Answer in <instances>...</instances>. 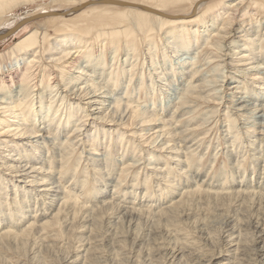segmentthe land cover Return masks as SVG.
Here are the masks:
<instances>
[{
  "label": "bare ground",
  "instance_id": "bare-ground-1",
  "mask_svg": "<svg viewBox=\"0 0 264 264\" xmlns=\"http://www.w3.org/2000/svg\"><path fill=\"white\" fill-rule=\"evenodd\" d=\"M39 1L0 0V42H6L15 31L35 20L48 23L43 26L41 23L37 24L38 27L28 32L29 34L16 42L10 50L0 53V230L5 231L0 235V246L5 251L21 250L26 255L31 245L24 236L27 232H33L35 229L42 232L48 228L62 226L61 224L65 225L62 227L67 231V235L71 229V233L76 232L74 235L77 234V240L82 244L83 239L87 240L83 230L87 228V233L94 232L97 235L110 213L115 211L118 216L115 214V217L119 221H109L108 228L110 225H113L114 229L117 226L114 239L118 241V236L124 235V216L126 213L128 217L130 205L126 208L127 212L121 209L123 207L117 204V200V203L108 202L107 205L104 202L107 200L104 196L109 195L110 188L107 186L113 183V195L117 192L126 193L128 189L120 188L131 176L133 179L130 189L135 193V183L139 180L140 173H144L145 196L150 192V180L153 178L167 185L164 191H169L167 194L170 205L162 207L157 215L149 213L156 224V230L167 225L178 233L184 231L185 227L180 226L179 221L183 219L186 211L192 212L189 210L194 208L193 204L198 197L201 199L205 196L208 198V202H205L208 205L215 204V207L229 210L235 208L233 216L229 219L227 216L230 213L223 215L227 218L224 225L226 228L223 227L229 241L226 240L234 244L230 246L231 249L228 248V264H237L240 252L243 249L252 252L251 246H258V249H253L255 255L252 256L260 258V262L264 264V242H259V239L264 238V225L257 221V225L253 224L256 225L255 229L250 226L259 235V239L258 235L253 237H257L256 242L250 241L255 243L251 246L247 242L251 240L250 237L245 235L248 232L241 233V213L250 203L248 201L253 202L256 196L253 193L244 195L245 191L242 193L238 190L229 193L212 192L210 188L202 189L198 184L195 186L193 183L196 184L199 176L196 172L201 169L203 159L195 158V152H190L191 147L187 143L190 137H194L201 145L205 140L201 136L206 131L200 128L208 125L211 117L218 115L225 105L227 106L223 108L222 114L223 121L227 124L224 130L226 137L230 136L232 143L240 136H245L252 146L257 142V139L253 140L257 138L256 134L262 131H259L262 123L258 125V119H264V104H258L264 99V71H261L260 66H256L258 62L254 61L258 58L264 61V16L251 14L248 9L264 11V0H53L51 4L26 11L22 15L13 14L18 9L35 5ZM63 3L68 6L54 7ZM49 24L53 25L55 38L47 29ZM142 47L146 48L145 56L150 63L147 68L145 64L140 65ZM46 55H49L47 59ZM217 58L220 62L215 63ZM146 60L144 58V62ZM200 61L204 62L203 65ZM228 64L235 65L233 70L236 71L230 78L224 75V68ZM144 68L148 69V78ZM136 76L139 78L135 79ZM182 78L184 85H178L175 99L164 97L167 91L171 92L168 90L169 86L172 87L171 81ZM227 79L232 81L231 86H235L229 89L232 90L231 100L223 106V92L220 89V92L217 91L218 88H225ZM145 89L146 94L150 95L149 102H141V94ZM220 95L223 98H220ZM217 100L220 103L215 107L212 103L218 102ZM203 106L208 111L203 110ZM234 115H241L240 118L243 115L244 118L241 119L247 125L245 129L239 128L234 119L238 117ZM122 130L125 132L121 133ZM64 134V139L61 140ZM225 143L232 144L228 138ZM230 144L227 146L233 147ZM231 152L233 151L227 147L225 155L230 159ZM217 156L218 153L214 156L212 164L216 162ZM238 156L233 166L241 171L244 170L245 156ZM198 159L199 165L191 167L190 162ZM261 159L264 161V155ZM85 163L86 166L81 167ZM145 165L147 168L144 169ZM194 167L196 172L191 170ZM91 172L94 174L89 178ZM173 174L176 176L174 175L175 179L172 180ZM223 174L222 178L226 179ZM237 179L233 176L229 183L238 182ZM91 181L95 183L93 189H89ZM70 183L71 186L68 185ZM157 187L163 194L160 184ZM138 189L135 193L137 195ZM239 189L242 190L241 187ZM88 193L99 205L91 208L85 205L88 204L85 202ZM263 194L259 195L260 205L263 203ZM256 198L258 199V196ZM101 201L106 205H101ZM139 202L141 208L143 201L139 199ZM253 207L258 209V206ZM249 208L247 207V210H250ZM261 209L262 207L258 210ZM140 210L133 209V213L142 215V209ZM260 214L256 215L262 217L264 212ZM187 215L189 214L186 213ZM78 216L87 221L81 224L80 232L77 231L78 221L75 222ZM129 217L133 218V215ZM217 220L218 223L221 222L220 219ZM128 227L130 228V225ZM139 227H136L135 237L136 233L142 232L138 230ZM104 229L105 227L102 231ZM187 230L186 228V233ZM189 232L193 236V233ZM125 233L127 234V231ZM182 235V238H176L179 242L188 243L189 246L195 244L196 239L191 240L188 235ZM41 238L39 240L42 241ZM94 238L88 240L94 241ZM213 238L216 241L217 237ZM133 240L134 238L131 241ZM113 243V246L117 244ZM121 244L125 245L122 241ZM86 247L81 245L80 251L71 257V262L66 260V264H81L79 261L82 257L85 262H89L86 264L97 263L94 251L97 246H88V249ZM43 252H34L36 263L44 261L46 256ZM181 255L175 251L172 258L178 261ZM214 257L208 261L214 262ZM147 259L146 256V261ZM182 260L184 261V258Z\"/></svg>",
  "mask_w": 264,
  "mask_h": 264
},
{
  "label": "rangeland",
  "instance_id": "rangeland-1",
  "mask_svg": "<svg viewBox=\"0 0 264 264\" xmlns=\"http://www.w3.org/2000/svg\"><path fill=\"white\" fill-rule=\"evenodd\" d=\"M51 2L53 3V0H40L39 2H36V4L35 5H30L29 7L28 6H26V7H23V8H20V9H18L17 11H15L13 14H15V15H22V14H24L26 11L28 12L29 10H34V9H37V8H39V7H41V6H45V5H48L49 3L51 4ZM40 4H42V5H40ZM55 6H68V4H65V3H63V4H58V5H54V7ZM56 8V7H55ZM253 8V7H252ZM246 9V8H245ZM249 10V12H251V14H255V15H262V16H264V11L263 10H258V9H255V8H253V9H248ZM252 10V11H251ZM263 11V12H262ZM44 21V20H43ZM42 21V22H43ZM35 22H37V23H35ZM35 22H33V23H28V24H26V25H24V26H22L20 29H18L17 31H15L14 32V34L11 36V37H9L7 40H6V42H0V53H4V52H7L8 50H10L14 45H15V43L16 42H18L19 40H21L22 38H24L26 35H28L31 31H33L34 29L33 28H36V27H38L37 26V24H42V26L44 25V24H48L46 21H44V23H42L41 21H36L35 20ZM36 24V25H35ZM50 28V29H49ZM47 29H48V31L50 32V33H52V36H54V34H53V30H54V28H53V25L52 24H49V25H47ZM29 32V33H28ZM54 38H55V36H54ZM108 53V52H107ZM145 53H146V48L145 47H142V50H141V57H140V65H142V64H145V68H147V65L149 64L150 65V63H149V59L148 58H146L147 56H145ZM108 56H109V54H108ZM49 57V55H46V57H45V59H47ZM158 57H159V60H160V57H161V53H159V55H158ZM143 58V59H142ZM144 58L145 59H147L145 62H144ZM130 59H131V57H130ZM156 59H157V57H156ZM162 59V58H161ZM217 59H219V58H217ZM215 60L214 62L215 63H217V62H220V59L219 60ZM259 59V58H258ZM256 60V61H254V62H258L257 64H256V66L258 65V66H260V69H261V71L263 70L264 71V65H263V63H264V61H261L260 59L259 60ZM143 60V61H142ZM108 61H110L109 59H108ZM142 61V62H141ZM148 62V63H147ZM200 63H201V61H200ZM203 63L204 62H202L201 64L203 65ZM229 63V62H228ZM201 64H199V65H201ZM230 64V63H229ZM228 64V65H229ZM260 64V65H259ZM227 65V67L226 68H224V75L226 74L227 76H228V78H230L231 77V75H233V74H235L236 73V71L235 70H233V69H235V68H233V67H235V65L233 66V65H229L228 66ZM228 67H229V69H228ZM144 68V71H145V73H146V78H148V75H147V70L148 69H145ZM149 68V67H148ZM138 69V68H137ZM227 69V70H226ZM233 73H232V72ZM231 72V73H230ZM228 73V74H227ZM264 73V72H263ZM155 77V76H154ZM137 78H139V76H136V78L135 79H137ZM157 79V78H156ZM183 79L184 78H182V80L181 79H174V80H172L171 81V84H172V87L171 86H169L168 87V90H171V92L170 91H167V93L166 94H164V97H169L171 100H173V99H175V97H176V94H177V90H178V88H179V86L178 85H184V82H183ZM179 80V81H178ZM177 81V82H176ZM181 82H183V83H181ZM186 83V82H185ZM229 83V84H228ZM230 83H232V81L229 79H227V82L225 81V85L227 86H225V88H223V89H221V88H218V91L217 92H220V90H221V92H223V96H224V99H223V106L226 104V102H228L229 100H231L230 99V94H231V91L232 90H229V89H231V88H233L234 86H231L230 85ZM174 84H175V86H174ZM219 85V84H218ZM171 87V88H170ZM173 87H174V89H173ZM176 87V88H175ZM220 89V90H219ZM225 89V90H224ZM175 90H176V92H175ZM254 91L255 92H257L258 93V91L254 88ZM254 92V93H255ZM170 93V94H169ZM142 96V101L141 102H144L145 100H149V98H150V95L148 94H146V89L144 90V92L141 94ZM172 95V96H171ZM175 95V96H174ZM223 96L221 97V95H220V98H223ZM228 96H229V98H228ZM249 96H251V95H249ZM149 97V98H148ZM172 97H173V99H172ZM219 97V96H218ZM220 98H218L219 100H220ZM225 98H227V99H225ZM218 101V100H217ZM149 102V101H148ZM262 102H264V99L262 100ZM261 101L258 103V104H264V103H262ZM220 102L218 101V102H214V103H212V105L213 106H217L218 107V104H219ZM142 105H144V104H142ZM225 106H227V105H225ZM224 106V107H225ZM224 107H222V109L220 110V113H218V115L216 114V115H214V116H212L211 117V121H209V124L208 125H205V126H202L200 129H203L202 131H206L205 132V134L203 135V136H201L203 139H205L204 140V142H202V144L200 145V144H198V140L197 141H195L194 140V137H190L189 139H188V141H187V143H188V146L189 147H191V149H190V152H195L194 153V155H195V158H202L203 159V162L201 163V169L198 171V172H196V167H194L193 169H191L192 171H194V172H196L197 174H199V176H198V181H196V184H195V182L193 183L195 186L198 184L199 186H201L202 187V189L204 188H206V189H211V191L212 192H216V191H218V192H220V193H229V192H235L236 190H238L239 192H242L243 193V191H245V193H243L244 195H249V193L250 194H252L253 193V195L254 196H258V199L256 198V197H254V199H253V202H251V201H248V202H250V203H252V204H255L256 202H258V203H256L255 205H252V204H250V203H248V205L250 206V208H249V206L247 205V207L250 209V210H247V207H246V209H245V207H244V209H245V211H246V213H245V211H243V213H241V215H243L242 217V219H241V221H240V223L243 225V228L244 227H246V228H242V231H241V233L242 234H244V233H246V232H248V233H246L245 235H247V236H249V237H247V238H249V239H251V240H249V241H247V242H249L248 243V245H253V244H255V243H252L253 241H255V239H256V241L259 239V235H258V233L255 231V230H253V229H255V227H256V225L258 224V222L259 221H261L260 223H262L263 225H264V214H263V210H264V198H262L261 200H262V204L260 205V202L261 201H259V195L261 194H263L264 193V161H263V159H261V156L262 155H264V119H258L259 121H258V125H259V123L262 125V128L260 127V129H259V131H261V132H259V134H261V135H259V134H256L257 135V138H254V140L253 141H255L256 139H257V142L255 143L254 142V144L255 145H253L252 146V143H251V141L249 142L248 141V139L244 136V137H241L240 136V138L235 142V143H232V139L230 138L229 139V137L230 136H228V137H226V134L224 133L225 131V129H226V122L225 121H223V112H222V110H223V108ZM202 109L203 110H205V111H208V110H206V108H204V106L202 107ZM209 109V108H208ZM240 116L241 115H234V117H238V118H234L235 119V122H236V124L238 125V126H240L239 128H242V129H245L244 127H246L247 125L244 123V122H242L243 121V119H241L242 117H243V115H242V117L240 118ZM217 117V118H216ZM198 118H200V116H198ZM215 118V119H214ZM244 118V117H243ZM213 119V120H212ZM216 120V121H215ZM241 120V121H240ZM261 120V121H260ZM93 122V121H92ZM97 122V121H96ZM95 122V123H96ZM219 122V123H218ZM98 124H99V122H97ZM216 124V125H215ZM233 124V123H232ZM100 125V124H99ZM174 126H176L177 127V125H174ZM243 126V127H242ZM259 127V126H258ZM121 133H123V132H125V131H120ZM263 132V133H262ZM128 133V132H127ZM263 134V135H262ZM127 135H129V134H126V136ZM259 135V136H258ZM65 136V134L62 136V138H61V140H63L64 137ZM224 136V137H223ZM226 138H228V140L232 143V144H230L231 146H233V147H229V146H227V145H229V144H226L225 143V139ZM193 141H195V142H193ZM260 141V142H259ZM191 142H192V144H191ZM261 142H262V144L263 145H261ZM207 143H208V145H207ZM246 143H247V145H246ZM195 144H197L196 146H195ZM240 144V145H239ZM251 144V145H250ZM258 144V145H257ZM260 144V145H259ZM250 145V146H249ZM210 146V147H209ZM216 146H217V148H216ZM221 146V147H220ZM245 146V147H244ZM227 147L229 148V150H231V151H233V152H231L232 153V158L230 159V157H228L227 155H225L226 154V150H227ZM239 147V148H238ZM256 147V148H255ZM258 147V148H257ZM200 148V149H199ZM249 148H253V149H249ZM236 149H238L237 151H236ZM245 149V150H244ZM258 149V151H256ZM261 149V150H260ZM146 150V149H145ZM195 150H197V151H195ZM222 150V151H221ZM241 150H242V152H241ZM253 150V151H252ZM185 151V150H184ZM220 151V152H219ZM260 151V152H259ZM263 151V152H262ZM244 152V153H243ZM218 153V156H217V158H216V162L214 163V164H212V160H214V156L216 155ZM234 153H236V154H234ZM241 153H242V155H241ZM257 153V154H256ZM263 153V154H262ZM207 154V155H206ZM245 154V155H244ZM249 154V155H248ZM238 155H240V156H245V162H244V170H241V171H239V169H237V168H235V166H233V165H235L234 164V162H236V159L239 157ZM261 155V156H260ZM235 156H237L236 158H235ZM253 156H255V157H253ZM117 158V157H116ZM130 158V157H129ZM252 158H255V159H252ZM235 160V161H234ZM253 160H255V161H253ZM258 160H260L259 162H258ZM251 162V163H250ZM258 162V163H257ZM199 163H200V160L198 159L197 161H192V162H190V165H191V167H193L194 165H199ZM229 163H233V164H229ZM86 164L87 163H85V164H82V166L81 167H83V165H85L86 166ZM250 164H252V166L253 165H255V166H251ZM210 166H212V167H210ZM162 167H165V166H162ZM209 167V168H208ZM250 167H252V168H250ZM145 168H147V166L145 165L144 166V169ZM211 168V169H210ZM233 168H235V169H233ZM260 168V169H259ZM187 169H189V168H187ZM249 169V170H248ZM258 169V170H257ZM263 171H262V170ZM210 170V171H209ZM232 170V171H231ZM260 170V171H259ZM188 171V170H187ZM208 171V172H207ZM249 171V172H248ZM253 171H255V172H253ZM262 171V172H261ZM225 172V173H224ZM230 172V173H229ZM239 172H240V175H239ZM133 173V172H132ZM224 173V174H223ZM263 173V174H262ZM93 174H94V172L92 173L91 172V174L89 175V178H91V176H93ZM141 175H140V178H139V180L138 181H136V183H135V193H136V189H138V195L137 194H135L134 192H133V189H130V187L132 186V179L133 178H131V176H129L126 180H125V182H123L122 183V186H121V188L120 189H128V191H126V193L124 192V193H121V194H118V192L115 194V195H113L114 194V192L113 191H115V189L113 188V183L111 184V183H109V184H111V185H109V186H107V188L109 189V195H107V196H104L107 200L106 201H104L106 204L109 202V204H111V203H117L120 207H123V208H121L122 210H125L126 212L129 210L130 211V213H129V211H128V217H126V213H125V221H126V223L124 224V226H123V229H124V231L126 232L127 231V234L124 232L123 234L124 235H120V236H122V237H119L118 236V241H115V239L114 238H116L115 237V234L114 233H116V228H117V226H115V229H114V226L112 225H110L109 226V228H108V225H109V221L110 222H112V220H114L113 222L114 223H117L118 221H119V219L117 218L118 216H117V214L115 213V212H111L110 213V215L108 216V220H106V224H107V226H106V224L104 223V225L103 226H101V228L103 229L104 227H105V231L103 230L102 231V229L100 228L98 231H97V235H95L94 234V232H91V234H90V232L89 233H87V228L85 229V230H83L84 232H85V238L87 239L86 241H85V239H83V243L82 244H80V242H79V240H77L78 239V237H77V234H76V236L73 234V233H71L72 232V229L68 232L69 234L67 235V231L65 232V230H64V228L62 227V226H65V225H63V224H61L62 226H56V227H54V228H48V229H45L44 231H39V230H37L36 231V229L35 230H33V232L32 231H29V232H27L25 235L24 234H22V235H24V236H26L27 238V241L31 244V245H29L30 246V248H29V252L25 255L24 253H23V251H21V250H17V251H13V250H11V249H9V250H7V251H5L3 248H2V246H0V264H38V263H36L35 261H34V252H36V251H41V252H43L44 253V255L46 256L45 257V259H44V261H42L40 264H66V262H68V261H70L71 262V260L70 259H72L71 257H73V256H76V252H78V251H80V246L81 245H83L84 247H86V245H87V249L89 248L88 246H90V247H95V246H99L98 248L97 247H95V249H94V251H95V255H97V256H95V261L97 260V263H92V264H181V263H185V264H228L229 262H228V255H227V252H228V250L229 249H231L230 248V246H233L234 244H231L230 242H228L229 240H228V238H226V235L224 234V232H225V230L226 229H224V228H226L224 225H225V223L227 222V218L225 217V216H227L229 213V216H227L228 217V219L230 218V217H232L233 216V213H234V211H235V208H231V210H233L232 212H231V210H229V208H225V209H222L221 207L219 208L218 206H216L215 207V204L214 205H208L207 203H205V202H208V198H205V196L204 197H202L201 199L198 197L197 198V201H196V203H194L193 205H194V208L192 209V210H189L191 213H189L188 211H186L185 213H184V217H183V219L182 220H180L179 221V225L180 226H183V227H185V229H184V231H181V232H176V230L174 229V228H169L167 225H165L164 227L163 226H160L159 227V229L157 228V230H156V228H154L155 226H154V222H153V217L151 216V215H149V213L151 212V214L152 215H157V214H159L158 212H159V210H161V208L163 207V208H165L164 206H169L170 204L168 203V201H169V195L167 194V191H164V189H166V187H167V185H165V184H163V182L161 183V182H158V180H157V178H153V179H151L150 180V192L145 196V188H143L144 187V183H143V181H144V173H140ZM219 174H220V176H219ZM226 175L225 177H226V179H223L222 178V176L221 175ZM263 176H262V175ZM175 174H173L172 176V180L173 179H175L174 177L176 176H174ZM189 175H191V173H189ZM231 175V176H230ZM244 175V176H243ZM249 175V176H248ZM233 176H235L236 177V179H237V177L238 176H242L243 178H238L237 180H238V182H235V183H229V181H230V179L233 177ZM201 178V179H200ZM230 178V179H229ZM248 178V179H247ZM143 179V180H142ZM210 179H211V183H209L210 182ZM262 179H263V181H262ZM155 180V181H154ZM218 180V181H217ZM223 180V181H222ZM240 180V181H239ZM242 180V181H241ZM245 182H244V181ZM129 181H130V183H129ZM142 181V182H141ZM214 181H215V183H214ZM116 182H117V180H116ZM154 182V183H153ZM158 182V183H157ZM198 182V183H197ZM217 182H219V184L217 183ZM220 182H223V183H220ZM250 182V183H249ZM240 183H241V185H240ZM253 184V186H252V184ZM153 184H156V185H153ZM160 184V186H161V188L163 189V191H162V193L163 194H161L160 193V191H158V189H160L159 187H157L158 185ZM162 184V185H161ZM209 184H211V185H209ZM222 186H221V185ZM234 186H233V185ZM236 184V185H235ZM237 184H238V186H237ZM69 186H71V183L70 184H68ZM142 185V186H141ZM206 185V186H205ZM214 185V186H213ZM218 185H219V187H221V188H219L218 187ZM95 186V183L93 182V181H91L90 182V188L89 189H93V187ZM129 186V187H128ZM166 186V187H165ZM243 186V187H242ZM260 186V187H259ZM261 186H262V188H261ZM138 187V188H137ZM164 187V188H163ZM218 187V188H217ZM228 187H229V190L227 191V189H228ZM234 187H235V189H234ZM241 187V189L242 190H240L239 188ZM249 187V189H247ZM253 187V188H252ZM223 188V189H222ZM226 188V189H225ZM252 188V189H251ZM213 189H216V190H213ZM219 189V190H218ZM224 189H225V191H224ZM230 189H231V191H230ZM233 189V190H232ZM249 190V191H248ZM257 190V191H256ZM132 192V194L130 193V192ZM139 191H141V192H139ZM159 193V195H158V193ZM223 191V192H222ZM237 191V192H238ZM251 191V192H250ZM253 191H255V192H253ZM260 193H259V192ZM262 191V192H261ZM155 192H156V194H155ZM166 192V193H165ZM169 192V191H168ZM171 192V191H170ZM246 192L248 193V194H246ZM112 193V194H111ZM142 193V194H141ZM256 193V194H255ZM126 194H127V196H126ZM140 194V195H139ZM91 194L90 193H88V196H87V200L85 201L86 203H88V204H85V205H87V206H89V208H91V207H96V205H99V203H95V201L92 199V196H90ZM122 195V196H121ZM153 195V196H152ZM161 195V196H160ZM167 195H168V197H167ZM264 195V194H263ZM110 196V197H109ZM130 196V197H129ZM131 196H132V199H131ZM149 196V197H148ZM151 196V197H150ZM158 198H157V197ZM103 197V198H104ZM135 197V198H134ZM143 197V198H142ZM154 197V198H153ZM160 197V198H159ZM113 198V199H112ZM135 200H134V199ZM138 198V199H137ZM142 198V199H141ZM145 198H146V200H145ZM90 199V200H89ZM109 199H110V201H109ZM122 199V200H121ZM130 199V200H129ZM139 199H140V201H143V202H141L142 204V206H143V208H142V206H141V208L139 207V204H140V202H139ZM144 199V200H143ZM150 201H149V200ZM157 199H159V200H162V201H158ZM115 200V201H114ZM116 200H117V202H116ZM127 200V201H126ZM132 200V201H131ZM148 200V201H147ZM257 200V201H256ZM114 201V202H113ZM131 201V202H130ZM156 201V202H155ZM164 201V202H163ZM198 201H200L199 202V204H198ZM211 201H214V200H211ZM256 201V202H255ZM120 202V203H119ZM122 202V203H121ZM139 202V203H138ZM162 204H161V203ZM105 203H103V201H101V205H103V206H105L106 204ZM129 203V204H128ZM136 203V204H135ZM149 203V204H148ZM158 203V205L156 206L155 204H157ZM166 203V204H165ZM121 204H122V206H121ZM165 204V205H164ZM196 204V205H195ZM236 204V203H235ZM94 205V206H93ZM108 205V204H107ZM129 205H130V207H129ZM152 205V206H151ZM160 205V206H159ZM79 206H81V205H79ZM125 206V207H124ZM131 206H133V207H131ZM196 206V207H195ZM253 206H258V209H260V207H262V209L261 210H258L257 209V207L255 208V207H253ZM129 207V208H128ZM135 207V208H134ZM138 207V208H137ZM145 207V208H144ZM155 207V208H154ZM214 207H215V209L216 210H219L218 212L217 211H215V209H214ZM218 207V208H217ZM237 207V206H236ZM126 208H128V210L126 209ZM131 208H132V210H131ZM253 208H255V209H253ZM133 209L135 210V211H141L140 209H142V215L140 214V215H138L137 213L135 214V213H133L134 211H133ZM146 209H147V212H146ZM153 209V210H152ZM155 209V210H154ZM157 209V210H156ZM253 209V210H252ZM220 210H222V212H220ZM225 210V211H224ZM256 210V211H255ZM124 211V212H125ZM132 211V212H131ZM230 211V212H229ZM251 211V212H250ZM252 211H255V212H252ZM261 212V214H260V212ZM124 212H122L123 214H124ZM247 212H249V213H247ZM132 213V214H131ZM141 213V212H140ZM145 213H148V214H146L145 215ZM155 213V214H154ZM186 213H188L189 215H187L186 216ZM221 213H223V214H221ZM228 213V214H227ZM83 214V213H82ZM112 214H114V215H112ZM115 214H116V216L117 217H115ZM225 214V216H223ZM256 214H260V215H262L263 214V218L261 217V216H259V215H256ZM129 215L130 216H132L133 215V218L132 217H129ZM145 215V216H144ZM148 215V216H147ZM218 215H221V217L220 216H218ZM85 217H87V215H84ZM112 216V217H111ZM121 216V215H120ZM119 216V217H120ZM149 216H150V218H149ZM79 217V216H78ZM75 218L76 220H75V222L76 221H78V226L77 227H79V229L77 230V231H81L80 230V226H81V224L83 223V221H85V223H87V221L82 217L81 218V216L79 217V218ZM111 217V218H110ZM115 217V218H114ZM257 217H260V218H257ZM113 218V219H112ZM126 218H127V220L129 221H127L126 220ZM140 218V219H139ZM143 218V219H142ZM224 218V219H223ZM255 218H256V220H255ZM82 219V220H81ZM84 219V220H83ZM110 219V220H109ZM155 219V218H154ZM217 219H220L219 221H221V222H217L218 220ZM223 219V220H222ZM253 219V220H252ZM258 219H261V220H258ZM115 220H118V221H115ZM143 220V221H142ZM226 220V221H225ZM133 221V222H132ZM251 221V222H250ZM252 221H255V222H252ZM258 221V222H257ZM156 222V221H155ZM79 223H80V225H79ZM153 223V224H152ZM221 223V224H220ZM142 224V225H141ZM218 224H220V225H218ZM241 224H240V226H241ZM253 224H256L255 226H253ZM130 225V228L128 227ZM156 225V224H155ZM261 225V224H260ZM119 226V225H118ZM126 226V227H125ZM140 226V227H139ZM239 226V227H240ZM253 228H251V227ZM107 227V228H106ZM111 227V228H110ZM113 227V228H112ZM136 227H139L138 228V230L140 229L141 231V234L140 233H136V237H135V231H137V228ZM142 227V228H141ZM150 227H151V229H152V227H153V229L151 230L150 229ZM157 227V226H156ZM162 227V228H161ZM166 227H168L170 230H168V228H166ZM212 227V228H211ZM215 227V228H214ZM224 227V228H223ZM249 229H248V228ZM127 228V229H126ZM186 228L188 229L187 231V233L185 232L186 231ZM23 229H25V227L23 228ZM109 229V230H108ZM112 229H114V230H112ZM133 232H131L130 230ZM161 229V230H160ZM164 229V230H163ZM165 229H166V231H165ZM174 229V230H173ZM240 229V228H239ZM250 229H252V230H250ZM112 230V231H111ZM146 230V231H145ZM156 230V231H155ZM213 230V231H212ZM215 230V231H214ZM219 230V231H218ZM34 231H36V232H34ZM106 231H107V233L109 234H107L106 233ZM132 234H130L129 232ZM154 231V232H153ZM159 231V232H158ZM160 231L161 232H163V233H160ZM168 231H169V235H168ZM189 231H191L192 233H193V236L192 235H190L191 233L189 232ZM217 231V232H216ZM4 232L5 231H3V230H0V235H3L4 234ZM78 232V233H79ZM112 232V233H111ZM139 232V231H138ZM221 232V233H220ZM34 233H36L35 235H34ZM38 233V234H37ZM41 233V234H40ZM66 233V234H65ZM87 233V234H86ZM101 233H103V234H101ZM152 233V234H151ZM176 233V234H175ZM185 234V235H188L189 236V238L188 239H191V240H194V239H196L195 241V244H190V246H189V244L187 243V244H185L184 242V244H182V242H179V240L178 239H176V238H182L183 237V235L182 234ZM252 233V234H251ZM30 234V235H29ZM32 234V235H31ZM99 234H101V235H99ZM108 236V238H106L107 236ZM112 234H114V235H112ZM131 235V238H130V235ZM140 234V235H139ZM166 234V235H165ZM179 234V235H178ZM251 234V235H250ZM253 234H256V235H253ZM54 235V237H52ZM93 235V237H95L94 239H92V240H94V241H89L88 240V238H93V237H91ZM125 235H126V237H125ZM128 235H129V240L127 239L128 238ZM134 235V236H133ZM143 235V236H142ZM146 235V236H145ZM171 235V236H170ZM217 235V236H216ZM258 235V239H257V237L256 238H253V237H255V236H257ZM32 236V237H31ZM35 236V237H34ZM36 236H38V237H36ZM42 236H44V237H42ZM74 236V237H73ZM90 236V237H89ZM96 236H97V238H96ZM106 236V237H105ZM111 236V237H110ZM113 236V237H112ZM173 236V237H172ZM190 236H192V237H190ZM221 236V237H220ZM223 236V237H222ZM34 237V238H33ZM43 239H42V238ZM51 237V238H50ZM60 237V238H59ZM99 237H100V239H99ZM124 237H125V239H124ZM134 238V243L135 244H133V241H131L133 238ZM139 237H141V238H139ZM194 237V238H193ZM213 237H217L216 238V241L214 240L215 238H213ZM32 238L34 239V240H32ZM37 238V239H36ZM39 238H41L42 239V241L41 240H39ZM114 239V241L117 243L116 245L114 244L115 242L113 241V239ZM120 238H122V239H120ZM138 238V239H137ZM143 238H144V241H143ZM150 238V239H149ZM171 238V239H170ZM203 238V239H202ZM218 238L220 239V240H218ZM253 238V239H252ZM75 239V240H74ZM110 239H111V241H110ZM140 239V240H139ZM228 241H227V240ZM36 240H37V242H36ZM178 240V241H177ZM262 240H263V242H264V238L263 239H259V242H262ZM90 243H89V242ZM121 241L125 244V245H123V244H121ZM128 241V242H127ZM167 241H168V243H167ZM170 241V242H169ZM172 241V242H171ZM202 241H204V242H202ZM222 241V242H221ZM227 241V242H226ZM250 241H252L251 243H250ZM255 241V242H256ZM87 244H86V243ZM100 242V243H99ZM106 242V243H105ZM114 242V243H113ZM130 242V243H129ZM145 242V243H144ZM214 242H216V243H214ZM35 243H36V245H35ZM110 243V244H109ZM112 243L115 245V246H113L112 245ZM118 243H120V244H118ZM136 243H137V245H136ZM170 243V244H169ZM179 243H181L180 245H179ZM229 243V244H228ZM41 245L40 247H39V245ZM44 246H43V245ZM49 244H51V245H49ZM53 244V245H52ZM89 244V245H88ZM90 244H92V245H90ZM95 244V245H94ZM108 244V245H107ZM130 244V245H129ZM145 244V245H144ZM175 244H177V245H175ZM214 244V245H213ZM220 244V245H219ZM1 245V244H0ZM50 247H49V246ZM61 245V246H60ZM64 245H65V247H64ZM101 245V246H100ZM102 245H104V246H102ZM107 245V246H106ZM132 245V246H131ZM143 245V246H142ZM179 245V246H178ZM185 247H184V246ZM213 245V246H212ZM216 245V246H215ZM135 246V247H134ZM175 246V247H174ZM189 246V247H188ZM208 246V247H207ZM38 247V248H37ZM44 247V248H43ZM47 247V248H46ZM48 247H49V249H48ZM59 247V248H58ZM64 247V248H63ZM66 247H67V249H66ZM79 247V248H78ZM102 247V248H101ZM114 247V248H113ZM116 247V248H115ZM142 247V248H141ZM170 249H169V248ZM177 247V248H176ZM180 249H179V248ZM194 247V248H193ZM205 247V248H204ZM212 247V248H211ZM252 247V252H249L248 251V249H247V251H244V249L242 250V252H240L241 254V257H239L238 256V259H237V264H258L257 262H259V264L262 262V260L260 259V258H258V257H255V256H252V255H255V253H253V251H255L256 250V248L258 247V246H251ZM253 247H255V248H253ZM41 248H42V250H41ZM46 248V249H45ZM52 248V249H51ZM60 248H61V250H60ZM69 248V249H68ZM78 248V249H77ZM108 248V249H107ZM117 248H119V249H117ZM150 248V249H149ZM172 248V249H171ZM188 248V249H187ZM201 248H203V249H201ZM211 248V249H210ZM214 248V249H213ZM223 248H224V250H223ZM229 248V249H228ZM48 249V250H47ZM57 249V250H56ZM96 249H99V250H96ZM114 249V250H113ZM134 249H135V251H134ZM169 249V250H168ZM175 249V250H174ZM177 249V250H176ZM185 249V250H184ZM197 249V250H196ZM253 249H255V250H253ZM258 249V248H257ZM48 252H47V251ZM102 250V251H101ZM112 250V251H111ZM141 252H143V253H141ZM172 250H174V251H172ZM187 250V251H186ZM192 250V251H191ZM201 250H203V251H201ZM212 250V251H211ZM46 251V252H45ZM55 251V252H54ZM67 251V252H66ZM109 251V252H108ZM113 251H114V253H113ZM120 251H121V253H120ZM175 251H176V253L178 252V254L179 253H181L182 255H181V258H180V260H179V258H178V261H180V262H178L177 261V259H175V258H172V256H173V254L175 253ZM184 251V252H183ZM216 253H215V252ZM2 252V253H1ZM116 252V253H115ZM149 252V253H148ZM195 252V253H194ZM200 252V253H199ZM31 255H30V254ZM63 253V254H62ZM140 253V254H139ZM188 253V254H187ZM214 253V254H213ZM226 253V254H225ZM250 255V253H251V255L249 256L248 254ZM28 254H29V257H28ZM147 254V255H146ZM149 254H151V255H149ZM152 254H154V255H152ZM185 254V255H184ZM190 254V255H189ZM197 254V255H196ZM199 254V255H198ZM204 254V255H203ZM243 254H244V256H243ZM71 255V256H70ZM109 255V256H108ZM119 255V256H118ZM130 255V256H129ZM140 255V256H139ZM143 255H145V256H143ZM148 255H149V257H148ZM187 255V256H186ZM203 255V256H202ZM248 255V256H247ZM63 256V257H62ZM100 256V257H99ZM137 256H139V259H138V257ZM146 256H147V258L149 259H147V261H146ZM197 256H199V258L197 257ZM212 256H215L214 258L216 259V260H214V262L212 261V263H210L209 261H210V259H211V257ZM219 256V257H218ZM68 257H69V259H68ZM99 257V258H98ZM113 257V258H112ZM116 257V258H115ZM123 257V258H122ZM192 257V258H191ZM210 257V258H209ZM250 257V258H249ZM253 257V258H252ZM31 258V259H30ZM67 258V259H66ZM118 258V259H117ZM144 258V259H143ZM182 258H184V261L182 260ZM191 258V259H190ZM84 259L85 258H81V260L79 261V262H81V264H86V263H89L88 261L87 262H85L84 261ZM116 259V260H115ZM187 259V260H186ZM193 259V260H192ZM203 259V260H202ZM208 259H209V261H208ZM67 260V261H66ZM118 260H119V262H118ZM123 262H122V261ZM125 260H126V263H125ZM135 260V261H134ZM139 260V261H138ZM175 260V261H174ZM200 260V261H199ZM206 260V261H205ZM243 260V261H242ZM252 260H255V261H252ZM5 263H4V262ZM61 261V262H60ZM66 261V262H65ZM82 261H83V263H82ZM99 261H100V263H99ZM102 261V262H101ZM112 261V262H111ZM143 261V262H142ZM172 261V262H171ZM183 261V262H182ZM187 261V262H186ZM188 261H190V262H188ZM198 261V262H197ZM208 261V262H207ZM240 261H242L241 263H240ZM252 261V262H251ZM261 261V262H260ZM85 262V263H84ZM145 262V263H144ZM147 262V263H146ZM176 262V263H175ZM235 263V262H234ZM79 264V263H78ZM262 264V263H261Z\"/></svg>",
  "mask_w": 264,
  "mask_h": 264
}]
</instances>
